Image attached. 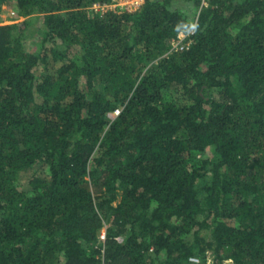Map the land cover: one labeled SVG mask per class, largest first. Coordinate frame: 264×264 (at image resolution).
I'll list each match as a JSON object with an SVG mask.
<instances>
[{
	"label": "trees",
	"instance_id": "1",
	"mask_svg": "<svg viewBox=\"0 0 264 264\" xmlns=\"http://www.w3.org/2000/svg\"><path fill=\"white\" fill-rule=\"evenodd\" d=\"M96 2L0 0V264H264V0Z\"/></svg>",
	"mask_w": 264,
	"mask_h": 264
},
{
	"label": "built area",
	"instance_id": "2",
	"mask_svg": "<svg viewBox=\"0 0 264 264\" xmlns=\"http://www.w3.org/2000/svg\"><path fill=\"white\" fill-rule=\"evenodd\" d=\"M144 3V0H111V2L108 3H100L96 2L91 6V9L97 11V12H104L107 10H119V11H136L139 9V7ZM206 3V1H204ZM191 33L193 31H190L188 33H180L175 41H173L172 51L173 50H179L183 48H188L191 44V41L189 40ZM189 40V41H188ZM192 260L198 262V258H192ZM211 261V258H209V262ZM230 262V261H228Z\"/></svg>",
	"mask_w": 264,
	"mask_h": 264
},
{
	"label": "rangeland",
	"instance_id": "3",
	"mask_svg": "<svg viewBox=\"0 0 264 264\" xmlns=\"http://www.w3.org/2000/svg\"><path fill=\"white\" fill-rule=\"evenodd\" d=\"M16 12L11 6L5 5L3 6V10L0 14V24H12L15 22H20L23 18L16 16ZM28 176H26L23 182H27Z\"/></svg>",
	"mask_w": 264,
	"mask_h": 264
}]
</instances>
